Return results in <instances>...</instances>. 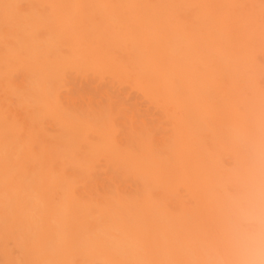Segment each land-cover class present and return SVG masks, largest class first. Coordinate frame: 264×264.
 Instances as JSON below:
<instances>
[{"label": "bare ground", "instance_id": "1", "mask_svg": "<svg viewBox=\"0 0 264 264\" xmlns=\"http://www.w3.org/2000/svg\"><path fill=\"white\" fill-rule=\"evenodd\" d=\"M0 264H264V0H0Z\"/></svg>", "mask_w": 264, "mask_h": 264}]
</instances>
